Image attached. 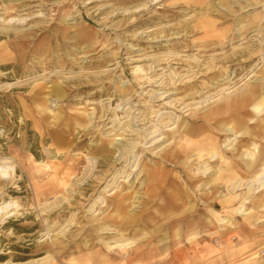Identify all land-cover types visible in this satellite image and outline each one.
<instances>
[{"label":"rangeland","instance_id":"374dc122","mask_svg":"<svg viewBox=\"0 0 264 264\" xmlns=\"http://www.w3.org/2000/svg\"><path fill=\"white\" fill-rule=\"evenodd\" d=\"M263 97L264 0H0V166H14L0 176V206L13 205L0 264L156 243L194 202L222 233L230 219L252 231L264 257V189L240 215L246 186L213 182L254 145L264 154ZM209 144L222 159L197 157Z\"/></svg>","mask_w":264,"mask_h":264},{"label":"crops","instance_id":"0c3cea01","mask_svg":"<svg viewBox=\"0 0 264 264\" xmlns=\"http://www.w3.org/2000/svg\"><path fill=\"white\" fill-rule=\"evenodd\" d=\"M262 127L264 133V120L258 123ZM251 129L244 126L241 130ZM241 130H237L240 131ZM248 134V135H249ZM245 135V134H243ZM264 137V134H262ZM257 145V143H255ZM262 158V157H261ZM233 168L238 170L240 175L247 179L259 170V165L251 172H245L243 168L233 164ZM220 170H224L220 169ZM257 170V171H256ZM256 171V172H255ZM248 174V175H247ZM228 174L225 171L218 183H225ZM226 184V183H225ZM203 199L215 207L214 199L207 198L203 195ZM202 198V197H201ZM176 200V199H175ZM225 200V199H224ZM173 201V207L175 206ZM233 202V201H232ZM231 202V203H232ZM230 203V204H231ZM223 201V206L228 207ZM179 209V208H177ZM172 211L171 217L165 220L166 228L162 231V237L159 242H135L129 243L119 250L110 252L101 248H94L87 251L79 260H71V264H264V257H258L253 251L256 241L252 237V231H245L239 228L234 219L228 220L229 227L225 228V233L218 230L215 220L218 219V212L212 208L208 213L196 207V202L188 206L182 204L177 211ZM216 215V216H215ZM216 218V219H215ZM212 232L221 238H227L231 235L238 237L239 242L236 245H229L224 251L213 249L209 240H195L200 231ZM247 230V229H246ZM193 233V234H192ZM225 234V235H224ZM194 235V236H193ZM191 237V238H190ZM181 251V252H180ZM182 256V257H181ZM181 257V258H180Z\"/></svg>","mask_w":264,"mask_h":264},{"label":"bare ground","instance_id":"6f19581e","mask_svg":"<svg viewBox=\"0 0 264 264\" xmlns=\"http://www.w3.org/2000/svg\"><path fill=\"white\" fill-rule=\"evenodd\" d=\"M243 105H244L243 102H238L237 104L236 103L234 104V107L242 108ZM255 105L256 106H254V107L256 108V110H257L258 113L264 112V97H263L262 100H260L259 102H257V104H255ZM255 115H258V114H255ZM248 130L249 129H246L245 128L243 131L246 134L248 132ZM225 131H229V132H232L234 134H237L238 133L232 125L229 126V127H227ZM207 146L208 147H207L206 151L203 152V151L200 150V151H198L196 153V155H197V157L199 159L203 158L205 155L209 159H212V158L222 159L223 156L220 153H218L211 144H209ZM256 148H257V146L254 145V152L247 150L244 153V156L242 158L243 163L245 165V170H244L245 172H251L255 168L256 165L257 166L260 165L259 167H261V170L259 172H256L257 171L256 170L255 171L256 173L252 174L251 178H249V180H247V181H245V178L240 175V173H239L238 170H236V169L233 168V165H232V162L231 161H227L226 162L227 169H225V171L227 172L228 176H227V178L225 180V183L228 184V185H231V191L234 192L237 188L242 187L243 185L246 186V189H247V194L241 198L242 200H241L240 204L237 207H233L232 206L233 208L231 209V212H233V213H237V214L239 213L240 215H246L247 212H246L245 205L250 200L249 199L250 198V195L249 194H251V192L254 191V190L257 192L259 190L264 189V154H262L260 151H257L255 153V149ZM203 161H201V162H203ZM200 169L202 170V174H206L208 172V170H210V168L207 166V164H204L202 167H200ZM13 170H14V166H12V165H7V166L6 165H3V166H0V176L1 177H6L8 175V172L9 171H13ZM224 172L221 171V173L219 172L218 174L222 176V174ZM221 176H217L213 180V182H217L218 180H220L221 179ZM255 186H256V188H255ZM235 197L236 196H234V193L229 194L228 196H226V198L224 200V203H226L227 205L230 204L235 199ZM10 206L11 205H6V204L5 205H1L0 206V216L5 215V214L12 215V213L9 214V212L12 211V208H10ZM167 215H168V213H167ZM124 245H128V244H122V245H119V246H124Z\"/></svg>","mask_w":264,"mask_h":264}]
</instances>
